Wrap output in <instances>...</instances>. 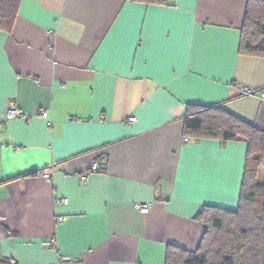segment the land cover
Here are the masks:
<instances>
[{
	"label": "crops",
	"instance_id": "crops-1",
	"mask_svg": "<svg viewBox=\"0 0 264 264\" xmlns=\"http://www.w3.org/2000/svg\"><path fill=\"white\" fill-rule=\"evenodd\" d=\"M246 2L19 1L0 29V264H164L197 248L201 205L236 207L246 143L187 137L182 117L219 103L264 130Z\"/></svg>",
	"mask_w": 264,
	"mask_h": 264
},
{
	"label": "trees",
	"instance_id": "trees-1",
	"mask_svg": "<svg viewBox=\"0 0 264 264\" xmlns=\"http://www.w3.org/2000/svg\"><path fill=\"white\" fill-rule=\"evenodd\" d=\"M19 1L0 0V29L10 30ZM239 50L264 55V0H247ZM182 118L185 136L244 141L246 153L236 207L201 205L194 217L204 228L197 248L188 251L168 244L164 264H264V130L219 103L190 104Z\"/></svg>",
	"mask_w": 264,
	"mask_h": 264
},
{
	"label": "built area",
	"instance_id": "built-area-1",
	"mask_svg": "<svg viewBox=\"0 0 264 264\" xmlns=\"http://www.w3.org/2000/svg\"><path fill=\"white\" fill-rule=\"evenodd\" d=\"M47 32H51V29H47ZM238 90L241 92V93H244V94H249L251 93V89L247 86H239L238 87ZM21 109L14 106V105H11L9 106L7 109H6V112H5V119H8V118H11V117H14V116H19L21 114ZM38 115L40 117H42L46 124L47 125H50L52 123V121L50 120V118L48 117V112H47V109L44 108V107H41L38 109L37 111ZM128 120H134V116L133 115H130L127 117ZM184 140H187V137H184ZM100 169V167L98 166L97 162L95 161H91L84 169L83 171L80 173L79 175V178L80 180H84L86 175L90 172H93V171H98ZM43 176L46 177L47 179L50 178V175H49V172L45 171L43 172ZM60 201L62 202H66V199L65 198H61ZM134 207L139 211V212H147L148 209H149V204L148 203H145V202H135L134 203Z\"/></svg>",
	"mask_w": 264,
	"mask_h": 264
},
{
	"label": "rangeland",
	"instance_id": "rangeland-1",
	"mask_svg": "<svg viewBox=\"0 0 264 264\" xmlns=\"http://www.w3.org/2000/svg\"><path fill=\"white\" fill-rule=\"evenodd\" d=\"M257 177L259 180L263 179V175L261 173Z\"/></svg>",
	"mask_w": 264,
	"mask_h": 264
}]
</instances>
